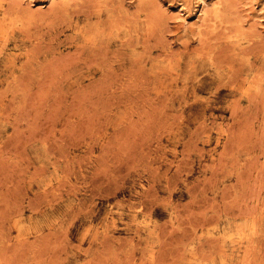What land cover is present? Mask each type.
Returning a JSON list of instances; mask_svg holds the SVG:
<instances>
[{
	"label": "rangeland",
	"instance_id": "374dc122",
	"mask_svg": "<svg viewBox=\"0 0 264 264\" xmlns=\"http://www.w3.org/2000/svg\"><path fill=\"white\" fill-rule=\"evenodd\" d=\"M0 264H264V0H0Z\"/></svg>",
	"mask_w": 264,
	"mask_h": 264
}]
</instances>
